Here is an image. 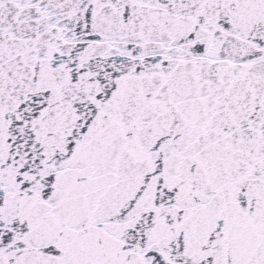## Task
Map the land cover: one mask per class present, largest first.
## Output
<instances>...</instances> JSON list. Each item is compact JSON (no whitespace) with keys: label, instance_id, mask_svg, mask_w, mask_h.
<instances>
[{"label":"snow or ice","instance_id":"6c2138e0","mask_svg":"<svg viewBox=\"0 0 264 264\" xmlns=\"http://www.w3.org/2000/svg\"><path fill=\"white\" fill-rule=\"evenodd\" d=\"M0 264H264V0H0Z\"/></svg>","mask_w":264,"mask_h":264}]
</instances>
